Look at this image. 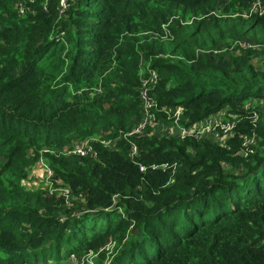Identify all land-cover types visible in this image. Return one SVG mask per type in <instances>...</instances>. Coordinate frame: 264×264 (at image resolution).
<instances>
[{"label": "trees", "instance_id": "trees-1", "mask_svg": "<svg viewBox=\"0 0 264 264\" xmlns=\"http://www.w3.org/2000/svg\"><path fill=\"white\" fill-rule=\"evenodd\" d=\"M221 1L0 0V264H264V14ZM152 71L155 125L233 128L128 136Z\"/></svg>", "mask_w": 264, "mask_h": 264}, {"label": "built area", "instance_id": "built-area-1", "mask_svg": "<svg viewBox=\"0 0 264 264\" xmlns=\"http://www.w3.org/2000/svg\"><path fill=\"white\" fill-rule=\"evenodd\" d=\"M60 4L62 6H64V0H60ZM250 11L252 13L254 12V13H258L259 15H263L264 14V1L253 0V2L251 4ZM245 42L240 41L239 44L242 46H250L248 44L249 42H246V43ZM254 46H258V45H254ZM155 82H156V74H155V72L152 71V72H150V75L142 83V90L140 93L141 100L143 101L141 118L136 123L135 127L126 133L128 136L139 135L142 133V131L147 126H151V127L155 126L156 117L154 115V112L152 111V109L154 108L155 105H154L153 100L148 97V91H149L148 84L155 83ZM166 108H167L168 112L172 111L175 116H178L179 112L182 110L180 106H177L175 108H173V107L172 108L166 107ZM222 114H223L222 111H218V112L212 114L208 119H204L203 121H201L199 123L193 124L189 128H182V127L178 126L177 124H175L171 127L160 126V128H162V129L163 128L164 129L165 128H170V129L177 128L178 134H176V135H181V136H183L185 134H195L196 137H207V134L209 131L216 130V129L212 128L213 125L215 124L214 127L219 128L225 134L233 128V123L232 122H230V123L224 122L222 119ZM200 126L206 127V130H207L206 135H199L197 133V129ZM171 135H173V134H171ZM100 142L104 143V144L109 143L108 141L106 142V141H102V140ZM133 151H135V148L133 149ZM68 152L76 154V155H80V156H86V155L94 156L95 155L93 153L94 150L90 144V141H88V140L74 144V147L72 149H70ZM39 169H41L46 174H50V172L47 171L46 168L42 164L39 165Z\"/></svg>", "mask_w": 264, "mask_h": 264}, {"label": "rangeland", "instance_id": "rangeland-1", "mask_svg": "<svg viewBox=\"0 0 264 264\" xmlns=\"http://www.w3.org/2000/svg\"><path fill=\"white\" fill-rule=\"evenodd\" d=\"M15 1V4H16V6H17V9H18V12L20 13V14H25V10H24V5H23V0H14ZM252 2H253V0H251L250 1V8H251V4H252ZM220 3H222V1L220 0ZM239 42V41H238ZM241 42H245L244 40H241ZM247 42V41H246ZM245 42V43H246ZM237 43V42H236ZM234 47V45L232 46V48ZM255 48L256 49H261V46H255ZM257 61V60H256ZM222 111V110H221ZM215 126V124L213 125V127L212 128H214V129H216V130H212V131H209L208 132V134H207V137H210L211 139H213V140H218V138L220 137L219 136V131H217V129H219V128H216V127H214ZM153 129H154V132L153 133H156L158 136H166V135H171V134H173V135H176V134H178V129L177 128H172V129H170V128H160V126H157V125H155V126H153L152 127ZM152 133V134H153ZM197 133L199 134V135H206V133H207V130H206V127H204V126H200L198 129H197ZM226 136V135H225ZM28 177H32L33 179H30L29 181H27V182H25V184H28V182H33V181H35L36 183H38V180H36V178H38L39 180H43V179H45L46 178V180H49V178H51L52 176H51V174H46L45 172H43L41 169H39V168H35L32 172H29V174L27 175ZM39 176V177H38ZM52 181L54 182V183H56V184H59V183H61V181L60 180H54L53 179V177H52ZM44 183V182H43ZM33 185V184H32ZM55 189H56V193H63L64 191L61 189V188H59V187H55ZM106 245L107 246H110V242H107L106 243ZM101 252H103V253H105L106 252V249H104V248H100L99 250H98V254L99 253H101ZM92 253H90V255H89V257H91L92 258V255H91ZM70 258H71V260L69 259V262H71L72 264H82V262H81V260H77V259H75V257L72 255V256H70ZM111 259V258H110ZM85 263V262H84ZM99 264V263H98Z\"/></svg>", "mask_w": 264, "mask_h": 264}]
</instances>
